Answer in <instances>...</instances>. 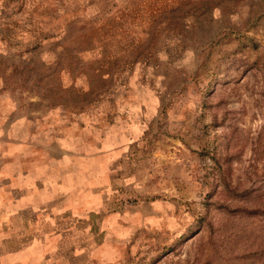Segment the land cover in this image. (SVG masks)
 <instances>
[{
  "label": "rangeland",
  "instance_id": "1",
  "mask_svg": "<svg viewBox=\"0 0 264 264\" xmlns=\"http://www.w3.org/2000/svg\"><path fill=\"white\" fill-rule=\"evenodd\" d=\"M0 158V264H264V0H0Z\"/></svg>",
  "mask_w": 264,
  "mask_h": 264
},
{
  "label": "crops",
  "instance_id": "2",
  "mask_svg": "<svg viewBox=\"0 0 264 264\" xmlns=\"http://www.w3.org/2000/svg\"><path fill=\"white\" fill-rule=\"evenodd\" d=\"M20 159V158H19ZM29 159H31V158H29ZM3 160H5V158H3ZM13 160H15V158H12V161ZM38 160H43L44 161V164H43V166H42V168H43V170L41 171V173H40V175H39V177L40 178H46L47 177V174H48V172H52V170H53V167H54V169H55V166H56V160H53V159H51V158H38ZM48 160H51L50 161V163L49 164H47V161ZM2 161V158H0V162ZM41 165V164H40ZM50 165V166H49ZM33 169H34V171H30V172H34L33 174H27V173H23V174H21L22 172H21V168H17V169H13V177L14 178H16V179H14V180H22V181H24L23 179H22V175H23V177H24V179H25V176H27L28 175V177L30 178L29 180H28V183H30L31 181H32V178H33V176H35L34 174L35 173H37V172H35L36 171V169L38 168V166H33L32 167ZM36 180L37 179H33V181H34V185L37 183L36 182ZM20 183H21V181H20ZM32 189V188H31ZM33 195H34V192H31ZM31 193H26V194H29V195H32ZM31 201L34 203V199H31ZM39 204H45V205H48L49 203H38V206H39Z\"/></svg>",
  "mask_w": 264,
  "mask_h": 264
}]
</instances>
